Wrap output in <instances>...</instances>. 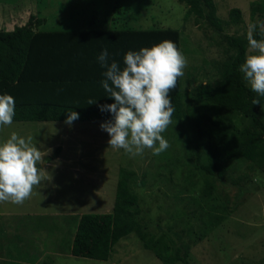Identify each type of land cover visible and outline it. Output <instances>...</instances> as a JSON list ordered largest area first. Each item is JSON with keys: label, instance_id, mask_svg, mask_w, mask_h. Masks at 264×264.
I'll use <instances>...</instances> for the list:
<instances>
[{"label": "rangeland", "instance_id": "obj_1", "mask_svg": "<svg viewBox=\"0 0 264 264\" xmlns=\"http://www.w3.org/2000/svg\"><path fill=\"white\" fill-rule=\"evenodd\" d=\"M252 1L215 0L222 19L229 18L232 7H239L243 15L241 23L218 31L207 19L185 18L187 6L178 0H0V11L15 8L18 15L7 17L9 23L0 19V29L24 25L38 10L46 18L44 30L57 28V20L70 12L90 17L94 10L101 19L129 14L148 25L155 21L181 32L187 60L182 80L188 94L200 83L219 82L218 66L230 52L224 36L247 34L248 25L259 22V17L251 19ZM210 112L224 113L214 104ZM65 121H13L0 128V142L12 132L32 136L42 151L40 167L47 171L46 180L23 204L0 202L1 210L29 212L17 218L22 221L17 230L27 260L34 264H165L143 246L136 233L122 238L109 260L71 253L80 216L112 211L119 170L128 167L137 172L133 189L140 197L138 218L144 230L155 236L168 233L177 242L190 243L189 264H264V169L242 158L228 162L226 178H217L215 195L206 198L202 195L204 174L196 164L198 129L189 121H172L162 133L170 147L158 156L150 149L131 156L123 149L110 148V136L101 129L107 121L81 120L71 125ZM58 146L62 147L58 157L47 162ZM216 214H222L224 220L198 239L196 234ZM33 253L41 259L32 260Z\"/></svg>", "mask_w": 264, "mask_h": 264}, {"label": "trees", "instance_id": "obj_2", "mask_svg": "<svg viewBox=\"0 0 264 264\" xmlns=\"http://www.w3.org/2000/svg\"><path fill=\"white\" fill-rule=\"evenodd\" d=\"M178 1L187 6L185 18L195 15L197 22L200 18L207 19L218 31H223L225 25L243 21L239 7H232L229 18L224 20L217 13L215 0ZM97 12L92 11L90 17L70 12L63 16L68 27L61 29H39L46 18L37 14H31L27 23L12 30L0 29V94H10L15 99L13 121H64L69 110L79 113L75 121L113 119L110 112H102L99 107L115 102L100 83L105 79L103 72L106 69L49 67L63 65L67 60L73 63L82 50L112 48L118 52L115 55L124 56L130 50L139 51L170 40L182 52L178 29H72L80 18L95 21L99 17ZM250 14L252 20L259 17L257 24L264 21V0H253ZM254 38L261 39L258 28ZM224 41L230 52L218 66L219 82L214 85L200 83L187 94L180 77L169 94L174 107L172 121L187 120L198 129L196 164L204 174L202 195L206 198L215 195L216 179L226 178L228 162L242 158L264 169V97L250 90L239 70L248 52L247 34H226ZM89 99L96 103L89 105ZM254 99H259L260 104H253ZM211 104L224 113H211ZM61 149L58 146L54 156L47 157V162L58 157ZM136 175L131 168H120L112 211L80 216L71 253L78 257L109 260L116 244L136 233L143 246L153 251L163 263L189 264L190 243L177 242L168 233L155 236L144 230L138 218L140 197L133 189ZM223 220L222 214H216L196 234L198 239L204 238Z\"/></svg>", "mask_w": 264, "mask_h": 264}, {"label": "clouds", "instance_id": "obj_3", "mask_svg": "<svg viewBox=\"0 0 264 264\" xmlns=\"http://www.w3.org/2000/svg\"><path fill=\"white\" fill-rule=\"evenodd\" d=\"M259 29L261 39L254 38ZM248 54L240 65L250 90L264 97V21L248 25ZM103 72L100 83L107 96L115 102L100 105L113 119L102 123L101 129L110 136L112 149H123L131 156L143 155L146 149L160 155L170 145L164 133L172 123L174 107L170 93L184 75L186 57L170 40H164L139 51H128L121 69L116 61L109 64L105 48L97 57ZM15 99L10 94H0V128L11 126L15 116ZM96 100L89 99L88 104ZM253 104H260L254 99ZM65 121L71 125L79 113L69 110ZM42 151L33 143L32 136L12 132L0 142V202L23 204L31 198L33 189L46 180V170L40 165Z\"/></svg>", "mask_w": 264, "mask_h": 264}, {"label": "crops", "instance_id": "obj_4", "mask_svg": "<svg viewBox=\"0 0 264 264\" xmlns=\"http://www.w3.org/2000/svg\"><path fill=\"white\" fill-rule=\"evenodd\" d=\"M13 10L12 8H9L8 13H7L6 9L4 10L3 8L0 11V19H5V21L4 20L2 21L9 23L6 21L7 17L10 18L12 16H15L16 18H18L17 12L14 13L15 8H13ZM19 11H23V10H19ZM39 13H41V10L40 12L38 10V12H35V13L33 12L31 14L40 15ZM6 15H9V16H6ZM30 15L28 16L27 20L29 19ZM124 16L126 17H123L122 15H119V17L113 15L109 19H106V18L101 19L100 17H98L96 18L95 21L94 20L91 21L90 19L86 17L80 18L74 24L72 29H87V28H94V29H128V28H131V29H153V28L154 29H170V27H166L163 24H160V25L155 24V21H153L151 25L145 24L143 20L140 19L139 16H133L129 14H126ZM20 18L21 17H19V19ZM57 21L60 26L58 25V27L55 29H61L63 27L64 28L68 27L67 22L64 21L63 17L58 19ZM43 25H41L39 29H44ZM12 29H14V27L11 29H7V30H12ZM107 50L109 53V64L114 60L119 64L120 67H124V63H123L124 56L115 55V54H118L117 50L115 49L110 48ZM102 51L103 50H99V49H85V50H82L78 56L74 57L73 63L71 62L69 63V60H67L65 61L63 65L49 66V67H101L100 63L97 60V57ZM86 52L88 53L87 55H85ZM91 121H109V120H91ZM7 210H10V211H7ZM36 213H31V214H36ZM28 214L29 212L25 213V212H22L21 210L18 211V210H11V209H4V210L0 209V264H34V262L32 263V261L30 262V260L26 259V251L24 247V242L19 241L23 237L18 234L19 231L17 230L18 224L22 223V221H17V218H19V216L28 215ZM5 228H8V229L5 230ZM13 228H14V231L12 233L11 229ZM23 230H26V229L23 228ZM31 258L32 260L36 258L38 261L41 259V255L39 254L36 255L35 253H33L31 255Z\"/></svg>", "mask_w": 264, "mask_h": 264}]
</instances>
